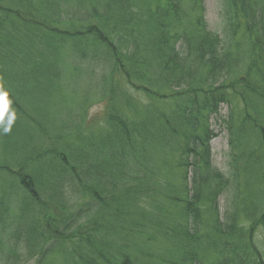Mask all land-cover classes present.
<instances>
[{"label": "trees", "instance_id": "trees-1", "mask_svg": "<svg viewBox=\"0 0 264 264\" xmlns=\"http://www.w3.org/2000/svg\"><path fill=\"white\" fill-rule=\"evenodd\" d=\"M190 1L191 10L185 7ZM225 3L226 41L208 28L203 0H0V93L7 94L8 118L32 119L16 98L22 93L10 87L13 78L5 76L11 63L5 56L36 55L38 40L45 45L40 58L71 44L72 54L89 61L90 71H101L102 98L110 101L98 126L108 136L96 139L98 155L89 152L84 162L74 141L75 149L49 148L22 168L49 157L51 172L66 176L64 185L77 181L105 218L72 231L89 211L72 215L64 192L38 181L33 172L20 175L29 199L41 204L36 189L47 193L45 222L39 217L28 235L29 242H45L35 250L47 247L30 253L41 252L39 264L58 244L71 247L63 264H264L253 240L255 231L264 232V0ZM58 63L49 67L38 60L24 68L59 73ZM241 63L247 68L236 74ZM117 78L143 92L146 101L139 105ZM224 104L232 109L226 123L229 180L212 168L210 149L215 134L209 117ZM73 122L60 127L71 128ZM230 185L234 197L225 223L217 200ZM98 227L105 233L101 241ZM4 255L0 249V261Z\"/></svg>", "mask_w": 264, "mask_h": 264}, {"label": "rangeland", "instance_id": "rangeland-1", "mask_svg": "<svg viewBox=\"0 0 264 264\" xmlns=\"http://www.w3.org/2000/svg\"><path fill=\"white\" fill-rule=\"evenodd\" d=\"M190 4H192V1L187 2L185 5V7L189 6V10L193 6ZM203 6V15L208 28L212 32L219 34L226 41L230 27L224 14L227 8L225 0H203ZM68 26L62 25L61 28L65 30ZM32 41H27L26 44L30 46ZM56 41L57 37L56 40H47V42ZM43 42V40H38L39 48L36 47V55L18 52L17 54L13 53L5 56L6 60L11 61L6 66L5 76L10 75V78H13L12 80L9 79L10 87L16 88L15 92L22 93V95L17 94L16 98L32 119L26 121L24 117L17 115L11 118L12 123L9 125L10 117L8 118V112L4 113L3 117H0L5 122V129H9L8 131H5V129L0 131V167H7L6 169L8 170L0 169V214H3V223H0V249L6 254L0 264H39L38 257L41 252H36L35 255L38 257H31L30 253L39 245L45 243L37 239L29 242L28 239L30 237L28 235L32 230L31 227H34L39 217L43 223L45 222L41 214L45 208V202H48L47 193H42L39 189H36L41 204L32 201L19 186L20 175L23 176L25 173L33 172L36 176L34 178H37L38 181L40 180L43 183L50 182L56 191L64 192L65 201L72 206L70 209L72 215L79 213L78 209L82 210L84 208L89 211V216L81 217L77 225L71 228L72 231L77 229L82 223L85 224L92 220L99 222V218L102 217L99 204L90 195L85 197L77 181L75 186L74 182L70 183V181L68 185H64L62 180L66 176L61 179L62 176L51 172L49 157L42 159L39 164L31 162L27 168L22 169L26 161L47 151L49 148H56L61 151L65 150L64 147L71 148L70 150L75 149L70 144L74 143V141L83 156V161L86 162L89 152L96 156L101 151L96 139L107 140L108 138L107 132L98 127L106 119L110 107V101L102 98L101 71L97 67H94L93 72L90 71L86 65L89 61L83 62L78 56H74L68 46H71V44L68 42H64V45L59 47L58 53H48L40 58L42 56L40 50L45 47V45L40 44ZM38 60L48 63L49 67H51V64L56 63L59 67L60 64L58 62L61 61L62 68L59 73L52 71V68H47V70L24 68L26 65H35ZM246 68V63H241L235 72L236 74H242ZM236 74H232L231 77L235 78ZM54 76H57L58 79L55 80L56 86L53 87L52 78ZM119 81L122 83V90L128 91L135 101H140L139 105L146 101V96L143 92H137L130 86L125 85L121 78H117V85ZM228 82L229 80L226 81V83ZM235 108L239 110L238 106H235ZM128 109L127 111L129 112ZM231 111V107L224 104L220 107L218 114L209 117L210 129L215 134L210 148L212 168L223 174L226 180H229L230 176L231 159L229 132L226 123ZM70 122H73L71 128L61 129L60 126L66 127L65 124ZM76 127H80V133L74 136L73 134L77 133L75 132ZM69 134H71V138L66 141L65 139L63 141L57 139L61 135ZM78 174L79 178H82L83 170L79 169ZM72 177L73 175L70 173V179ZM190 178L188 181L191 186L192 173H190ZM233 197L234 190L231 185L218 197L219 216L222 222H227L226 212L231 206ZM104 220L105 218L102 217L100 222L103 223ZM240 224L250 225L248 222H243V220ZM87 226H89V223ZM39 229H42L41 225ZM33 231V235L36 237L37 227ZM103 236H105V233L100 229L97 237L101 241ZM253 240L264 260V232L255 231ZM69 248H71L69 245L59 247V244L51 247V255H48V258L41 259L42 262L40 264H63L66 253L70 251ZM39 249L46 250L47 247L43 245ZM215 250L216 248H213L211 251L214 252ZM255 261L258 263L257 257H255ZM204 264L212 263L205 261Z\"/></svg>", "mask_w": 264, "mask_h": 264}, {"label": "clouds", "instance_id": "clouds-1", "mask_svg": "<svg viewBox=\"0 0 264 264\" xmlns=\"http://www.w3.org/2000/svg\"><path fill=\"white\" fill-rule=\"evenodd\" d=\"M6 93H0V117H3L4 113L6 112L8 108V102L6 100ZM12 123V119H9V125ZM9 129L6 128L5 131H8Z\"/></svg>", "mask_w": 264, "mask_h": 264}]
</instances>
